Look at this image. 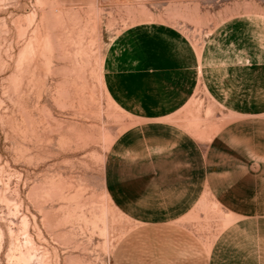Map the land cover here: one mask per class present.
<instances>
[{"label": "rangeland", "instance_id": "obj_1", "mask_svg": "<svg viewBox=\"0 0 264 264\" xmlns=\"http://www.w3.org/2000/svg\"><path fill=\"white\" fill-rule=\"evenodd\" d=\"M264 0H0V264H205L225 215L210 199L148 225L106 186L114 139L131 123L109 98L104 54L128 26L160 20L199 43ZM200 93L177 116L217 115Z\"/></svg>", "mask_w": 264, "mask_h": 264}, {"label": "crops", "instance_id": "obj_2", "mask_svg": "<svg viewBox=\"0 0 264 264\" xmlns=\"http://www.w3.org/2000/svg\"><path fill=\"white\" fill-rule=\"evenodd\" d=\"M102 77L131 120L108 155L115 207L167 225L210 199L225 216L205 264H264V11L227 15L199 43L165 21L134 23ZM200 93L218 113L197 128L177 116Z\"/></svg>", "mask_w": 264, "mask_h": 264}]
</instances>
